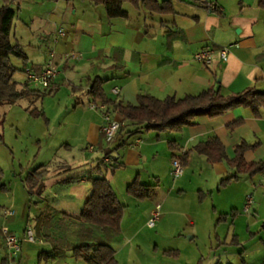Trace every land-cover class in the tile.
<instances>
[{
    "label": "crops",
    "instance_id": "0c3cea01",
    "mask_svg": "<svg viewBox=\"0 0 264 264\" xmlns=\"http://www.w3.org/2000/svg\"><path fill=\"white\" fill-rule=\"evenodd\" d=\"M0 1V6L5 4L4 0ZM163 1L167 0H159ZM170 1L172 13L151 12L144 4L135 7L126 2L124 9L129 14L126 18H110L105 7L92 0H17L10 4L16 10L11 42L20 43L28 57L21 71L25 66L41 69L50 61L59 69L50 89L30 86L41 93L33 105H38L40 109L36 107L45 114L48 126L52 122L47 108L50 104V112L60 129L72 128L61 145L70 153L63 161L64 170H68L70 176L60 180L58 177L63 170L58 169H54V176L49 174L52 159L38 166L47 170L44 186L38 192L42 197L39 202H45L34 228L29 222L27 226L36 231L38 238L50 242V253L46 251L43 255L46 262L51 259L60 262L65 253L71 251L64 249L57 255L52 251L55 244L60 243L55 238L67 233L59 220L65 218L68 224L69 214L63 211L60 219L53 217L55 210L47 199V191L59 189L63 183L62 190L68 191V194L63 191L65 196L73 195L74 201L85 203L92 192L91 175L105 176L125 206L121 235H124L128 211L121 199L130 201L127 196L131 195L126 189L136 179L156 187L155 196L146 203L142 214L146 225L157 205L161 208L164 203L173 204L174 191L180 196L193 191L200 203L210 198L216 213L229 214L236 210V219L224 223L236 225L239 220H245L249 236L254 232L252 227L264 221V172L253 176L238 174L236 179L221 185L235 169L225 161L210 162L194 149L199 143L218 138L232 159L236 147L246 142L256 147L245 151V160L264 161V108L259 116L244 106L216 117L199 116L195 124L183 126L179 131L141 130L131 134L128 131L134 127L129 126L121 130L110 145L102 138L103 116L99 109L92 107L101 102H94L90 93L95 80L101 81L107 98L133 105H138L140 93L158 99L169 96L180 99L209 88L223 95L248 89L264 91V7L259 5L260 0ZM222 47H229L227 61L217 52L209 65L193 59L196 52ZM15 74L14 80L25 87V77L18 80ZM109 108L116 118H122L112 106ZM91 145L95 147L92 152ZM104 148L112 149L111 155L118 162L113 172L100 164L106 156ZM185 152L189 155L183 175L174 181L165 199L160 198L163 181L171 175L173 159ZM249 195L253 202L245 212ZM43 212L50 214V220L39 223L38 217ZM80 212L75 218H79ZM235 237L239 243L235 234L232 240Z\"/></svg>",
    "mask_w": 264,
    "mask_h": 264
},
{
    "label": "rangeland",
    "instance_id": "374dc122",
    "mask_svg": "<svg viewBox=\"0 0 264 264\" xmlns=\"http://www.w3.org/2000/svg\"><path fill=\"white\" fill-rule=\"evenodd\" d=\"M11 63L18 67L15 77L18 80L25 77L26 80L25 73L21 71L24 61L11 57ZM18 86L23 88L20 82ZM36 106L31 105L26 97L12 103H0V166L3 169L0 181V264L8 254L1 234L3 226H10L21 239L22 251L17 264H39L40 253L51 248L50 242L40 241L35 230L38 238L35 242H30L23 233L28 222L34 228L36 217L45 202H39L42 197L36 188H33V194L30 193L32 187L26 181L28 174L52 159L48 166L49 174L53 175L54 169H58L63 170L58 177L60 180L70 176V172L64 170L63 166L66 164L63 161L70 153L61 145L68 134L72 133V128L60 129L56 117L50 112V104L47 108L52 122L48 126L44 118L34 117L28 111ZM179 178L170 175L163 181L160 198L165 199L174 181ZM63 185L60 184L59 189L47 191V199L53 205L52 210H55L52 215L60 219L65 211L69 218L75 219L84 202L79 204L81 200L74 201L73 195L65 196L64 192L68 194V191L66 188L62 190ZM173 196L176 199L171 195L172 205L164 203L161 206V217L154 228H149L145 223L146 217L142 216L146 203H150L151 199L138 201L132 196H127L130 201L121 199L127 204L128 211L124 235L113 243L117 250L118 264H264L261 224L252 227L256 235L249 236L245 220H239L236 225L230 222L217 224L220 213L214 212L210 198L200 203L198 195L193 191H187L181 196L174 191ZM8 210L15 212L13 219L5 215ZM234 234L239 238V243L232 242ZM168 250L178 251L179 254H168ZM65 254L60 262L52 259L46 262L42 258L41 264H86L84 260L75 259L71 251Z\"/></svg>",
    "mask_w": 264,
    "mask_h": 264
},
{
    "label": "trees",
    "instance_id": "16d2710c",
    "mask_svg": "<svg viewBox=\"0 0 264 264\" xmlns=\"http://www.w3.org/2000/svg\"><path fill=\"white\" fill-rule=\"evenodd\" d=\"M5 4L0 6V103H12L21 98H28L33 105L40 98L38 90L26 86L19 88L18 82L14 80L17 68L11 63V57L22 59L27 62L28 57L20 43H12L10 39L11 30L16 14V10L10 6L17 0H4ZM97 5H103L110 18L128 17V12L124 9V4L129 2L135 7L144 4L151 12L172 13L173 6L170 0L159 2V0H92ZM259 5L264 7V0L259 1ZM94 102L112 106L113 109L122 115L125 126L121 129L134 127L128 133L134 134L141 130L146 131H179L186 125L196 123L199 116L216 117L224 114L238 106L250 108L255 116L260 115L261 108H264V91L248 89L239 93L223 95L220 91L209 88L198 95H186L183 98L169 96L165 99H158L150 94L140 93L137 97L138 105L114 101L106 97L101 87V81L95 80L90 90ZM30 114L34 117H42L47 121L43 112L34 107ZM120 130V131H121ZM119 131V132H120ZM104 139V134L102 133ZM103 145V142H101ZM256 145H249L246 142L236 147L235 157L230 159L226 148L218 138H211L205 142L197 144L194 149L207 157L210 162H227L235 172L221 181V185H226L236 179L238 174L255 175L264 172V161L247 162L244 153ZM106 156L111 155L112 149L104 148ZM188 152L183 153L180 158L182 163L187 165ZM116 160V159H115ZM111 172L118 168V162L109 165L104 162ZM46 169L37 167L32 170L26 181L39 192L45 182ZM3 169L0 166V181ZM92 184V192L84 203L79 218H69L68 224L65 218H61L63 231L66 234L55 238L57 240L55 248L52 250L55 255L70 249L75 259L84 260L86 264H118L116 260L117 250L113 243L117 241L122 232L121 223L125 211V206L120 202L117 194L105 176L89 177ZM155 185L141 183L138 179L127 186V193L138 200L152 199L155 196ZM238 215L236 210L228 213H221L217 223L226 222L231 219L234 221ZM50 220V214L43 212L39 217V223ZM261 232L264 234V221L261 224ZM255 236L256 233H250ZM238 243L236 237L232 240ZM264 244V238H263ZM51 251V252H52ZM50 253V252H48ZM166 253L178 255L175 250H168ZM46 251L39 255L40 262ZM52 256V255H51ZM2 264H10L8 257L2 260ZM219 264V263H218Z\"/></svg>",
    "mask_w": 264,
    "mask_h": 264
},
{
    "label": "built area",
    "instance_id": "2783aa9c",
    "mask_svg": "<svg viewBox=\"0 0 264 264\" xmlns=\"http://www.w3.org/2000/svg\"><path fill=\"white\" fill-rule=\"evenodd\" d=\"M218 53L220 58L224 61L228 60L229 56V47H222L219 50L214 49H205L199 52H196L193 55V59L209 65L215 59L216 54ZM23 72L26 76V83H28L31 87L35 85L42 90L50 89L57 75L59 74V69L56 65L50 61L45 64L41 69H35L32 66H26L23 69ZM119 90L117 89V92ZM93 108H97L101 111L103 116V125L101 128L102 133L104 134L105 143L111 144L116 136L118 135L119 131L125 126V120L123 117L121 119L116 118L113 111L109 108L107 104L100 103L99 105H93ZM140 139H137V143H140ZM89 150L92 152L95 150L94 146H89ZM104 162L112 165L116 163L114 156L107 155L103 158ZM185 170L184 164L180 157H176L172 161V170L171 175L174 178H178L183 175ZM253 202V198L251 195L247 197L246 203L244 205V211L248 212L251 208ZM15 214L14 211L8 210L5 215L7 217H11ZM160 218V205H157L156 209L152 212L151 217L149 218L147 225L149 227H154L156 221ZM1 234L4 241L5 246L8 250V259L10 264H17V258L19 257L22 251L21 239L9 228V226H3L1 228ZM26 237L30 242L37 241V237L32 229L31 226L26 227ZM42 239H40L41 241Z\"/></svg>",
    "mask_w": 264,
    "mask_h": 264
}]
</instances>
